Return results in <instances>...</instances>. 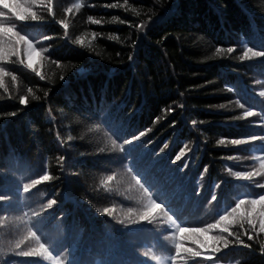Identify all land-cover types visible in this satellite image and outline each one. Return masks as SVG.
Wrapping results in <instances>:
<instances>
[{
    "label": "trees",
    "instance_id": "1",
    "mask_svg": "<svg viewBox=\"0 0 264 264\" xmlns=\"http://www.w3.org/2000/svg\"><path fill=\"white\" fill-rule=\"evenodd\" d=\"M9 4L0 40L15 23L32 47L0 63L17 77L0 88V264H264L258 217L219 224L264 193V0H52L38 21Z\"/></svg>",
    "mask_w": 264,
    "mask_h": 264
},
{
    "label": "snow or ice",
    "instance_id": "2",
    "mask_svg": "<svg viewBox=\"0 0 264 264\" xmlns=\"http://www.w3.org/2000/svg\"><path fill=\"white\" fill-rule=\"evenodd\" d=\"M18 5L20 6V8L22 9V13L19 18L18 21H27V20H31V21H38L40 18L37 15V13L33 10L34 6H43L45 8L48 9L49 13H52V0H17ZM75 7L77 9H79L81 7V5L79 3H77L75 5ZM10 8V4H9V0H0V9H7L9 11ZM10 12V11H9ZM0 13H3V17L0 19H4L6 13L2 10H0ZM14 19L17 21V17L13 16ZM5 20V19H4ZM61 25L65 28V30H67V24H65L63 21L60 22ZM92 23H98V21L93 20ZM9 27L12 29V32L10 34H6L3 40H0V63L3 62H9L10 58L12 56H15L18 54V48L20 46V44L17 42V40L15 39V34L19 32L17 25L14 24H10ZM95 35V34H94ZM9 36H12L13 38H9ZM6 38V39H5ZM77 43H83L82 40H78ZM248 52H253L252 48H247ZM48 51L47 48L43 49L42 51H32L30 53H27L26 55L28 57H31V55L33 53H35L36 55L40 56L41 60H43V53ZM217 52H220L221 49L217 48L216 50ZM228 52H232L233 49L232 48H228L227 49ZM258 53H264V51H256ZM246 58H249V55L247 54V52L245 53ZM21 63H23V61H21ZM27 68L31 69L33 72H35L37 75L41 76V79H43L44 77L41 75L38 67L33 66V64L31 63V61H29V63L27 65H25ZM11 76V79L13 81V83L16 82L17 77L15 75H13L11 72L7 71L4 67H0V88H4L5 91H7V84H6V78ZM35 98V97H33ZM22 104L26 103V98H21L20 101ZM221 143H223V141H221ZM247 178V177H246ZM257 187H264V185H257ZM264 197V193L260 194L258 198H250V199H239L236 204L235 207L232 208V210L237 209V206L239 205V210L238 212L235 213L234 215V219L237 223H240L241 221L246 222L247 224L251 225L253 228H255V224H256V217L259 218V231L260 232H264V203L261 202V198ZM159 204V203H157ZM245 205H251V209L248 210L247 212H245L242 215H237L238 213H240V210L245 206ZM256 205H259L260 208L257 211L256 209ZM153 209H157V206L154 205ZM106 213L113 211L112 209H105L104 210ZM232 213V212H230ZM229 213V214H230ZM241 227H243V224L241 223ZM226 231H228V229H226ZM229 235H233L232 232L229 231ZM209 239L211 240V237H209ZM248 239L251 240L253 239V237L251 235L248 236ZM237 243L238 244H243V241L239 240V238H237ZM229 244L226 243L224 245V247H228ZM243 246L248 247V245L244 244ZM186 251L189 255L193 256V257H199L201 256L200 252H195L192 249H183V247L181 246V249L179 250V252H184ZM215 252H219L220 248H216L214 249ZM210 259H213L211 257H209ZM214 262V259H213Z\"/></svg>",
    "mask_w": 264,
    "mask_h": 264
},
{
    "label": "clouds",
    "instance_id": "3",
    "mask_svg": "<svg viewBox=\"0 0 264 264\" xmlns=\"http://www.w3.org/2000/svg\"><path fill=\"white\" fill-rule=\"evenodd\" d=\"M16 9H17V14L19 15L20 14V6L19 5H15L14 6ZM3 17V13H0V18ZM15 39L17 40V42L20 44V43H23V44H26L28 45L29 49H31V43L27 40L26 37L24 36H21L19 35L18 33L15 34ZM118 147V146H117ZM239 210V205L237 206V209H234L232 210V213L226 215V216H223L221 217V220L219 221V224L220 225H224L226 223H228L230 221V218H234V215L236 212H238ZM217 225H212L211 227H216ZM264 226V225H262ZM226 230V229H225ZM203 231H207V229L203 230ZM180 232H181V239H187L189 237H197L198 234H199V230H189V229H180ZM219 238L218 237H212L211 240L213 242L217 241ZM202 247H207L208 244L207 242H203L201 244ZM178 247V250H180V247L179 245L177 246Z\"/></svg>",
    "mask_w": 264,
    "mask_h": 264
}]
</instances>
